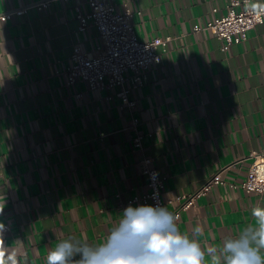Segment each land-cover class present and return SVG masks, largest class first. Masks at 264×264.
<instances>
[{"label": "crops", "instance_id": "0c3cea01", "mask_svg": "<svg viewBox=\"0 0 264 264\" xmlns=\"http://www.w3.org/2000/svg\"><path fill=\"white\" fill-rule=\"evenodd\" d=\"M230 1L108 0L119 12H142L134 18L141 41L173 38L132 92L130 111L120 109L116 88L67 85L75 45L92 55L100 44L92 23L80 28L75 1L0 0V14H11L0 20V222L10 226L0 259L46 264L64 238L102 243L122 205L150 191L146 156L165 176L166 201L195 194L218 173L231 184L246 179L252 154L264 153V23L226 51L211 32L194 31L224 16ZM253 209L264 210V193L216 186L177 225L189 236L199 227L212 252L256 226Z\"/></svg>", "mask_w": 264, "mask_h": 264}, {"label": "built area", "instance_id": "2783aa9c", "mask_svg": "<svg viewBox=\"0 0 264 264\" xmlns=\"http://www.w3.org/2000/svg\"><path fill=\"white\" fill-rule=\"evenodd\" d=\"M71 1V0H66ZM76 2V19L83 30L92 23L98 30L100 44L94 54L89 55L81 51L79 46L74 47L71 56L72 65L64 74L67 76V85L73 86L78 82L87 84L90 91H103L117 89L115 96L120 100L119 107L130 111L136 108V101L131 98L134 90L144 86L148 80V67L160 62L169 50L173 38L157 37L153 40L141 41L135 31L134 18L136 14L127 9L119 12L108 0H84L90 7L89 12L81 10L83 0ZM49 2L37 4L35 8L43 11ZM224 16H214L204 26H194L195 32L207 30L218 40L223 42V51L229 45L246 41L249 34L257 26L264 23V5L252 6L251 0H231L226 6ZM217 9L213 10L214 14ZM11 14H0V20L10 19ZM127 73H131L127 76ZM139 119L134 118L132 127L137 128ZM145 137L136 133L133 140L136 149L143 148ZM252 162L248 169L246 179L240 183H229L222 177V173L213 176L198 192L193 195H181L175 199H164L165 176L152 167L154 159L147 157L143 161V174L148 178L150 191L143 196L135 197L127 204L122 205L123 210L129 205L157 204L165 206L177 217V223L182 215L196 206L199 198L205 197L216 186H228L231 189L241 188L247 193H264V153L254 152ZM169 205H176L174 210ZM10 226H5L4 234Z\"/></svg>", "mask_w": 264, "mask_h": 264}, {"label": "clouds", "instance_id": "9594fccd", "mask_svg": "<svg viewBox=\"0 0 264 264\" xmlns=\"http://www.w3.org/2000/svg\"><path fill=\"white\" fill-rule=\"evenodd\" d=\"M252 215L255 227L247 225L227 235L218 250L208 252L197 238L200 228H194L191 236L182 234L177 217L167 207L129 205L102 243L64 238L48 252L46 264H217L208 258L218 255L220 264H264V210L253 209ZM4 231L5 224L0 222V242ZM8 262L16 264L11 256ZM8 262L0 259V264Z\"/></svg>", "mask_w": 264, "mask_h": 264}]
</instances>
